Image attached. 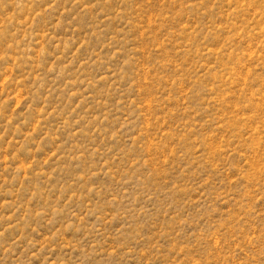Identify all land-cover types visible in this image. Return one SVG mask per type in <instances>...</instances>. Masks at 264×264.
<instances>
[{
    "label": "rangeland",
    "instance_id": "1",
    "mask_svg": "<svg viewBox=\"0 0 264 264\" xmlns=\"http://www.w3.org/2000/svg\"><path fill=\"white\" fill-rule=\"evenodd\" d=\"M0 264H264V0H0Z\"/></svg>",
    "mask_w": 264,
    "mask_h": 264
}]
</instances>
